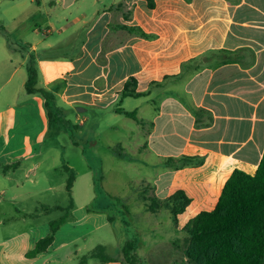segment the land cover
<instances>
[{"label": "crops", "instance_id": "obj_1", "mask_svg": "<svg viewBox=\"0 0 264 264\" xmlns=\"http://www.w3.org/2000/svg\"><path fill=\"white\" fill-rule=\"evenodd\" d=\"M13 2L20 7L14 20L22 19L28 33L20 41L18 59L7 48L0 60L13 67L12 77L18 75L16 86L6 89L10 79L0 84V194L13 200L22 196V174L29 179L34 158L43 153L51 132L44 96L26 90L33 67L29 63L34 62L37 88L56 95L69 111L79 105L120 114L118 104L139 100L128 112H135L136 119H131L142 124L138 134L148 133L151 139L157 135V147L153 142L149 149L148 143L124 145L153 170L143 179L149 192L142 196L145 207L150 199L165 202L178 191L190 203L177 222L170 220L177 237L150 246L141 239L132 241L148 261L192 264L185 255L188 238L182 236L183 227L200 212L215 209L235 170L255 174L264 154V0H152V7L149 0ZM42 8L50 26L47 34L56 30L62 35L74 27L65 40H46L32 29ZM29 11L33 21L23 19ZM80 31L84 36L77 47L57 51ZM43 44V53L51 55L40 53ZM49 68L57 69L64 80L58 89L45 72ZM132 77L141 96L121 101ZM78 119L83 126L88 120ZM114 142L111 150L119 159L137 162L123 154L121 140ZM54 248L55 236L52 246L32 260ZM121 261L120 256L102 264Z\"/></svg>", "mask_w": 264, "mask_h": 264}, {"label": "rangeland", "instance_id": "obj_2", "mask_svg": "<svg viewBox=\"0 0 264 264\" xmlns=\"http://www.w3.org/2000/svg\"><path fill=\"white\" fill-rule=\"evenodd\" d=\"M19 10L13 0H0V60L7 48L12 49L9 54L14 59L20 56V41L28 32L22 26V19L14 20ZM40 10L37 26L32 22V29L36 28L46 40H65L74 27L64 30L62 35L56 30L53 35L47 34L50 26L45 10ZM30 13L27 12L23 19H29ZM29 21L33 20L30 18ZM63 25L66 22L57 27L58 31L63 30ZM83 36L80 31L76 38H69L70 43L58 47L57 51L77 47ZM44 47V44L39 46L41 54ZM69 52L72 55V51ZM43 54L44 57L51 55ZM43 62H46L45 58ZM29 64L36 69L34 62ZM60 65L66 67L67 63ZM5 66L7 69L2 70ZM45 72L51 81L57 82L55 89L64 84L57 69L49 68ZM0 73V84L10 79L6 89L16 86L18 75L12 77L13 67L8 62H0ZM52 95L55 108L51 132L41 150L43 153L34 158L29 179L25 180L22 174V196L13 200L8 194H0V201H3L0 203V264H102V258L120 256L121 264H133L123 258L122 249L127 241L141 239L150 246L155 241L177 237L170 224L171 212L165 206L157 213H151L145 207L142 198L149 192L143 179L153 175V170L149 172L143 165L144 157L125 146L148 143L149 149L153 142L157 147V135L151 139L150 134L143 131L138 134L141 123L109 109L78 105L69 111L61 107L63 104L56 95ZM139 104L137 99H128L116 107L131 111ZM81 110L87 111L82 113ZM78 116L88 118L84 126ZM117 140L125 144L123 154L126 158H135L136 163L119 159L116 151L111 150ZM67 210H70L68 214ZM66 215H69L68 219L54 233V250L32 260L34 257L30 254L37 241L51 235V223ZM182 236L188 238L185 233ZM136 252L146 258L138 264L172 263L171 260L148 261L146 252L140 253L137 249ZM93 254H98L99 258H94Z\"/></svg>", "mask_w": 264, "mask_h": 264}, {"label": "trees", "instance_id": "obj_3", "mask_svg": "<svg viewBox=\"0 0 264 264\" xmlns=\"http://www.w3.org/2000/svg\"><path fill=\"white\" fill-rule=\"evenodd\" d=\"M149 4L153 6L152 0H149ZM37 79L36 69L30 67L26 90L44 96L52 128L54 96L44 88H37ZM136 88V80L132 77L125 83L121 101L127 97L141 96ZM57 109L60 110L59 107ZM116 111L136 119L135 112L120 107ZM11 167L6 166L5 169ZM189 203L185 194L178 191L165 202L152 199L151 203H146V207L151 212H157L161 206H165L177 222L178 216ZM66 218L67 215L51 223L52 234L38 241L30 254L32 257L46 252L52 246L54 233ZM182 230L188 236L185 255L192 264H264V154L255 174L235 170L225 183L215 209L200 212ZM136 248L135 241H127L122 249L123 258L138 264L140 261ZM93 257L99 258L97 255ZM102 261L114 262L116 258H102Z\"/></svg>", "mask_w": 264, "mask_h": 264}, {"label": "water", "instance_id": "obj_4", "mask_svg": "<svg viewBox=\"0 0 264 264\" xmlns=\"http://www.w3.org/2000/svg\"><path fill=\"white\" fill-rule=\"evenodd\" d=\"M78 109H81V108H78ZM82 111V110H81Z\"/></svg>", "mask_w": 264, "mask_h": 264}]
</instances>
